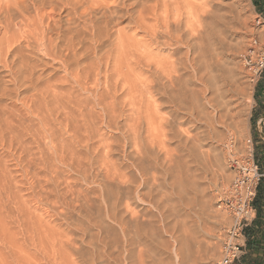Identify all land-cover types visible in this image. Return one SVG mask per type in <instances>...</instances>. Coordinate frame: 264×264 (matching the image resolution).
<instances>
[{
	"label": "bare ground",
	"instance_id": "bare-ground-1",
	"mask_svg": "<svg viewBox=\"0 0 264 264\" xmlns=\"http://www.w3.org/2000/svg\"><path fill=\"white\" fill-rule=\"evenodd\" d=\"M170 3L171 5H169ZM170 3L168 2V0H154L152 2H148V0H129V2L125 0H114V1L112 0V2H109L107 0H0V66L3 67V69L6 71L4 78L5 80L3 81V83L0 82V149L3 150L2 154L0 155V264H30L31 256H34L33 258L35 259L33 264H111L112 261H115L120 257L121 259H123L122 261H124L125 264H145L144 260L150 261V259H152V258L150 259L146 258V257H151L152 255L151 253L149 255V253L147 252L148 248L150 250L152 246L148 247L147 245H150L149 243L151 240L149 238L153 237V233L150 232L151 230L148 231L149 233L152 234V237L150 236L151 234L150 235L149 233L147 234L145 228L143 229V227L145 226L142 225L144 224L143 219L146 217V215H144L143 213V216L145 217L142 218V220L139 219L140 217H142L141 214L139 215V218L137 217L138 216L137 214H135V216L137 215L136 217L134 216L135 218L131 216L132 218L130 219V222L133 223L132 226L128 221L122 219L123 217L120 219L119 216L116 215V213H113L114 211L116 212V210L113 211L112 204L107 206L104 205L106 207V210L104 207L103 208L107 212L105 213L107 216L113 219V221L115 220L118 224H120L118 225L120 227L119 229V233L121 234L120 237L114 235V233L109 232L108 229L106 230L104 229V227L102 228V225H101L102 229L99 228L100 225L98 226V224H100V222L97 223L91 218L89 220L88 225L90 224L92 225L94 223L98 227L97 230L99 229L98 231L96 230L97 232L95 233H88L87 230L88 227H86V230L82 231L81 233L83 235L80 238H76L74 237L73 229L79 228V225L71 222H67L66 228H63L62 230H58L57 228L59 234L58 235L56 234L57 223H56V216L54 218L55 210H54V203L52 202L54 201V199L50 197L55 194L56 189L54 187L59 184L58 181H57L58 184L55 182H56V177L58 178L57 174L60 170V166L62 164L64 165L67 164L66 166L69 165L71 166V164L68 165L69 160L71 162L73 160H76V162L78 163V161L80 162V159H78V157L80 156L83 161V167L82 165H80L79 168H82L83 178L86 179L88 174H90L89 168L96 165L95 159L93 160V156L92 158H90V156L88 155L85 156V153L84 155L82 154L78 155L76 151H74L75 149L74 150L70 149L71 147H73L74 143L70 147L68 145V142L66 143L67 138L61 135L66 139L63 140V138L60 139L59 138L60 136H58L59 134H63L64 132L65 133L68 132L67 134H70L69 132L71 128L69 129L67 127L69 131L67 132L63 131L64 126L62 125V122L64 120L63 116H65V120H67V121L64 120V123H66L65 125L67 126H69L68 122L71 119L74 120L72 116L75 113L74 117H76V111L75 109L73 110V107L70 108L71 110L68 113L66 111V115L61 116L63 117V119L59 121H57V119L55 120L56 117L55 118L51 117V116H55V114L53 113L54 111L52 110H55L57 108L56 106L55 109H50V110L48 109L49 108L48 107L47 109L49 111L47 110L46 111L44 110L42 112L40 111L38 119L32 118L31 114L39 108L38 106H42L41 104H45L44 102H46L47 99L44 100L43 102L41 100L42 96L41 98L37 97L39 95L33 97L31 95H28V97L25 96L26 98L19 97L22 98L21 99L22 106L21 107L17 106V102L19 103L18 90H20L18 89V87L19 86L26 87L27 85H29L33 87V91L34 89L39 90L38 86H41V83L40 85H38V83L41 79L38 76H36V70H37V69L35 70L36 64L32 62V58L34 60H37L33 57L35 53L39 55L41 54L42 56L43 55L47 56L49 58H52L53 60L60 62L61 63L60 65H62V67L65 68L63 69L66 70L67 73L70 75L68 76V74L66 73L64 76H61L62 78L60 79V81L62 83L63 82L65 83V81L69 80V77H72L73 83L71 85H73V87H78L80 88V90L83 89L87 91L89 90L94 91V93L92 94L97 96L96 100L94 99L95 97L93 98L95 101H97L95 102L96 103L95 106L96 107L98 105L102 106L101 107L102 112L101 113L98 112L99 114H97L99 115L98 116L99 119L101 118V123L105 121V124H107L109 129H117L120 132L122 131L121 129H124V135H122L124 136V140H123L124 142L123 141H122L123 143L120 142L121 143L120 147L122 148L121 151L123 150L122 154L124 155L126 161L129 160L131 162L130 164L126 165L125 168L131 165L129 169H134L133 172L136 171L137 175L139 176V180L140 178H142V180H144V183L148 184L149 183L148 181H150V179L153 178L155 180L156 177L150 171V169L154 168L152 167L153 164L151 163V160L153 158L149 159L152 153V148L150 147H152L153 144H150V142L149 144L146 143L144 139L143 141L140 134L141 133L140 130L144 128L143 126L144 123L142 124L141 122L143 128L139 130L141 126V124L138 121L139 119L135 120L133 119L134 117L130 119L129 117L131 115L127 119H125L126 124L125 127L123 126V128H121L122 126L119 125L120 123L117 121L120 116L126 113L127 110L126 107L128 105L127 103L130 101L132 102L131 100L132 98L130 95L133 92L135 93L136 90L139 88H135L134 86H128L129 84L125 82L130 90L131 87H134V89H136L134 91V89L132 88L133 90L131 91L133 92H131V94L129 95L130 97L128 96L129 98L127 97L128 99H130V101L126 103L127 99L126 98L124 99L122 97V95L125 92V88L123 87L124 84L122 82L126 80L124 77L123 79L121 78L122 79L121 80L120 77L122 75L120 74L121 76L120 75L118 76V74H116L117 78L119 77V79L117 80L115 79L114 81L113 75L114 73L117 72L122 73L121 71L123 70H126L125 73L127 74V72L132 70L134 71L135 69H137L136 67L140 65H141L140 67H143L142 64H146L145 63L146 62L145 58H147L145 57L147 56L146 54L148 53L149 54L148 57H149L151 55L150 53L152 52L153 54V50L157 46H159V48L171 47L174 43H177L179 45L183 41L184 37L182 34H180V32L182 31L181 24L183 21L182 19L175 17L176 22L178 19H180V21L177 22L178 24L174 25V23H176L175 20L172 19V13L174 14V12L172 11L173 10L172 8H171L172 10H170L169 8L170 6H172L173 2ZM175 5H177V3ZM205 6H203L202 8H204ZM211 6L209 8L210 10H212ZM176 7L180 8L178 5ZM122 8L124 9L126 8V10L124 12H121L120 9ZM206 8L207 7H205V10L208 9ZM191 9H192L191 7L188 9L191 12V16L198 14L197 11L195 12V14L192 13L193 10ZM213 12L208 10V12L205 11L204 13H200L199 16H197L198 18L196 17V19H198L197 20L198 23L200 22L201 24L204 18L206 17L205 15L210 13L209 14L210 16ZM182 13L184 14V12ZM182 13H178V14H182ZM125 15H127L130 18V26L128 30L125 29L126 27L119 26L121 22L120 20L122 19L121 17H124ZM216 16L219 17V15H215V17ZM188 17L189 15L187 16V18ZM220 18L221 17H219V19ZM76 19L81 21L80 23L82 24L81 25L79 24V26L82 27V31H80V29L79 31H77L78 29L75 31V28L78 27L76 26L77 23L75 22ZM193 19H195V17ZM129 31L130 32L133 31V34L131 35ZM140 31H142L143 34L140 37H137ZM128 33L130 35H128ZM198 36L199 35H197V38ZM105 42L107 44H105ZM133 42L134 45H132ZM174 51H172V53ZM249 55L250 58L253 59L254 51L252 50L249 51V54L247 55V57H245L246 63L247 65H249L248 73L252 74L255 71L256 67L251 59L249 61L248 58ZM152 57L153 59L156 58L154 56ZM43 59L45 58L43 57ZM156 59L154 60L157 63L158 59L157 60ZM161 59L163 58H160V60ZM186 59L187 61H189L188 58ZM39 61L41 62L42 59ZM148 61L150 60H147V62ZM163 61L171 64L170 69L173 68L174 72L171 70H166L165 69L166 65L164 67V64L160 65V62L158 63L159 64L158 66L157 64L155 65L157 67L154 70L153 69L154 67L153 68L150 67L152 65V63L150 62L151 65L150 63L146 64V67L147 66L149 67L148 71L151 72L150 80H148L147 82L141 81V79H145L142 78V76H144L143 74L142 76L139 73H138L139 75L138 74L137 75L134 74V75H136V77L141 76L139 80L140 82L138 81L140 84L141 82L146 83L144 86V90L145 89L146 90L144 92L142 91L143 89L141 90L140 87L141 93L143 92L144 95L147 94V97L145 98L149 100V98H155L157 94H159L160 98L161 97L164 98L165 103H168V107L169 106L171 107L172 109L171 111H173L172 113H174L175 115L173 116L174 117L172 121L173 123L167 120L166 121L163 120V121H165L167 124H172L173 127L176 124V126H178V129H175L173 127L171 128L174 129V132L183 134V132L181 131V124L184 122L183 121L184 119H182L183 117H181L178 113L179 111L182 113L184 112V114L185 115L187 114L188 116H190V118L191 117L195 118L196 107L194 105L191 106L189 105V107H186L184 103H182V99L176 91L178 89L177 81L180 80V77L177 75V73L180 74L178 72L180 68L177 69V67L175 66L176 64L174 65L176 61L175 60L168 61V58L166 57H164ZM46 63L48 62L46 61ZM169 64L167 67L168 69H169ZM110 67L113 69H111ZM152 69L154 70V72ZM132 73L133 72H130L129 75H132ZM57 83L61 84L59 81ZM120 83L121 85L123 84V86H121ZM44 85L46 86V84ZM50 85H48V87ZM130 85H132V83ZM122 87H123V92H120L122 90ZM49 88H51V90L53 89V87L51 86ZM58 88L60 90V86ZM61 89L63 91V88ZM129 89L127 88L128 90L127 93H130ZM44 90L46 91V93L40 92L41 90L39 91V93H45L47 95H50L48 94L50 89L47 88ZM59 90L57 91L59 92ZM140 90L138 91L140 92ZM218 90H220L217 92L218 94H220V96H222L223 94L228 96V94L232 92V87H227L225 91H223L224 89L221 91V88H218ZM21 91L23 90L21 89ZM53 91L54 89L52 90V92ZM70 91H72V89ZM70 91L65 90V92L63 93H61L60 91L59 93L61 94H57L53 92L54 94L53 102L56 103L58 101V99L55 100L57 97H60L59 99H61V98H65L67 95H68V99H67L68 102V100H71L74 97V96L71 97V93L75 92V91L72 92ZM91 91H89L88 93L91 94ZM136 94L137 93L133 95V98L135 97ZM184 95L186 96V93H184ZM140 96H138V98H140ZM78 97L79 96L76 95L74 97L75 98L74 101L78 102L79 103L78 105H80V102L82 103V101L80 99L79 102ZM222 97L226 98V96H222ZM50 100L48 101L51 102ZM74 101L72 103H74ZM88 103L89 102L87 101L86 103H84V105L85 104H87V106L91 105ZM58 104L62 105L60 102ZM223 104H224L223 106L221 104L222 108L227 105V101L223 102ZM45 105H47V103ZM76 105L75 108H77ZM49 106H51L50 103ZM132 106L134 107L135 105ZM58 107L61 108L60 106ZM133 107H130L129 109L135 110V107L134 108ZM50 108H54V106ZM59 108L58 111L55 110L56 113L59 112L58 114H60L64 112V109L62 108H61L62 112H60ZM80 108H82V106ZM91 108H94V102H92ZM95 108L94 110H96ZM225 108H223V110ZM40 109L42 110V107ZM87 109H85V111ZM89 109L87 111L91 110ZM134 110L132 111L133 113ZM77 111L78 113H80V109H78ZM85 113L82 114L85 115ZM133 113L131 114L135 116V114ZM58 114H56V116ZM219 117H221V115H219ZM93 118H94L93 120H88L86 118H83L85 119L83 121L85 123L82 122L83 124L81 123V121L79 122L81 124L79 125L81 130L83 129V126L85 127L84 128L85 130L83 129L84 131L82 132L76 131L77 135L78 133L81 134V137L79 135L81 142H79V139L77 141L76 135L74 137H76L75 140L77 143L78 142L82 143V147L83 146L90 147V144L92 143L91 139L93 138L92 136L95 133L101 135L102 137L99 138L100 136L97 134L99 138L98 140L100 141V145L98 148H96L97 149L96 152L94 149H92L93 147L95 148L94 144H92L93 146L91 145L92 147L91 149L94 150V153L96 154L95 155L94 153H92L91 155L94 154L96 156L95 158L97 159H100L102 156L104 157L102 159L106 160L110 158V156H113L114 151H116L115 148L116 143H119V141L113 139V134L111 133L109 134L108 132H107L108 134H106L105 132L101 131L102 124L93 122L95 121V117ZM76 120L70 122L74 123L76 122ZM55 121H57L63 127H59V128L57 127V130H55L57 126L56 125L54 126L53 129V124H54L53 122ZM146 121H148V118H146ZM78 128H76V130ZM74 133L75 131L72 134L74 135ZM190 135L186 136L185 139L186 140L189 139ZM67 136H71V135H67ZM146 141L148 142V139ZM48 142L51 144L49 145ZM94 142L95 141H93V143ZM32 144H34V146ZM98 144L96 145L98 146ZM156 144H158L159 147L160 145L159 142ZM156 144H154V146H157ZM86 147H84V149ZM73 148L76 147L74 146ZM118 150L119 149H117V151ZM76 155H78V157ZM53 156H55L56 159L60 163H62L61 165L59 164L60 166L57 165L58 163L54 162ZM75 156L77 157L78 161L77 159H74ZM156 158H158V156ZM165 158L168 157L165 155ZM108 162H109V164H107L108 169L103 164L104 167L106 168V173L104 178H107L108 181H112V183L114 182L117 183L118 186H116V188L118 187L120 189L121 187L125 189V191L122 189L123 191L121 192H124L123 195L126 196L127 200L123 195L122 198L124 197V199L127 201L126 204L129 205L130 199L132 201L133 198L132 194L130 195V192L132 190V186H131L132 183L130 185V182L133 183L138 182L139 180L138 181L136 180V177L138 176L134 177L132 174L129 173L130 170H126L120 164H119L120 166H116V164L112 160L110 161L108 159ZM8 163H11L12 166L9 167ZM104 163H107V160ZM80 164H82V162H80ZM99 164H101V161L99 162ZM157 164H159V162ZM73 165L74 164H72V166ZM103 165H100V167ZM101 170H103V167L102 169H100V171ZM23 174H25V176L27 177L29 176L27 178L28 181L27 191L28 193L29 192L30 193L29 196L27 197H25L22 194V190H21L22 178L19 177L23 176ZM104 178H101V180ZM103 181L99 180V182L96 183V185H98L97 188L100 187L99 190L101 192L105 191V189H108V186H110L108 185V183L107 184L105 183L106 181L105 182ZM53 183L57 185H54ZM151 183H149L150 187L151 185H154L153 187H155V184L153 183L151 184ZM135 184L133 187L136 188ZM114 185L112 184V186ZM139 185H140V181L137 186ZM143 186L146 187L145 185ZM116 188L114 186L113 189ZM149 189L150 190L148 191L150 192L151 188ZM68 190H71V186ZM117 190H115L114 192L116 193ZM140 191H141L140 193H142L141 189ZM106 193L108 196L109 195L108 191ZM134 193H136V191ZM142 194L144 195L146 193H142ZM118 195L115 194L117 200L120 199L119 198L120 195L119 197ZM129 195L131 196V198ZM102 196L99 197L100 200L102 199ZM108 197L109 200H107L108 201L107 203H109L110 201V196ZM101 201L103 202V199ZM33 202H35L36 204L33 205ZM41 204H45L47 206L44 212L40 211L42 210V208L40 209ZM32 207L35 208L33 209L34 211L32 210ZM125 207L127 208L129 206L125 205ZM33 212H37V214H34ZM148 222L149 220L147 221V223ZM149 225L147 226L149 227ZM147 226H146V230L148 229ZM120 239L123 240V247H124L123 251H126V254H124V252L121 251V254H123V256L120 255V252L119 255H117L115 253L118 252H114L113 251L114 249L111 250L113 246L115 247L116 244L120 243L119 241ZM148 239L150 240L149 243H148ZM151 243L153 244V242ZM138 247L140 248L137 249ZM144 247H146L147 250H145ZM27 253L29 255H27ZM145 255L148 256L145 257Z\"/></svg>",
	"mask_w": 264,
	"mask_h": 264
},
{
	"label": "rangeland",
	"instance_id": "rangeland-1",
	"mask_svg": "<svg viewBox=\"0 0 264 264\" xmlns=\"http://www.w3.org/2000/svg\"><path fill=\"white\" fill-rule=\"evenodd\" d=\"M107 1L112 2V0H107ZM125 1L129 2V0H125ZM152 1L154 0H148V2H152ZM190 1L189 0H178V1L168 0L169 3L175 2L174 4L172 3V6L169 7L170 10L173 9L172 11L174 12V14L172 13V19L175 20L176 22L175 17L176 18L178 17L182 19L183 21L181 24L182 31L180 32V34H182L184 37L183 41L179 45L177 43H174L171 47H165V48L160 47L159 48V46H157L155 49L153 48L154 49L153 54L151 52L150 53L151 55L149 57H148L149 55L148 53L146 54L147 56H145L148 58V59L145 58L146 59L145 63L149 64L151 62L152 65L150 63L151 65L150 67L151 68L154 67L153 68L154 70L159 65L158 63L161 60L162 61L164 60V57L168 58V61L175 60L176 62L174 63V65L176 64L175 66L177 67V69L180 68L178 70L180 74L177 73V75L180 77V80H178L179 83L177 81L178 89L176 91L180 95L182 99V103H184L186 107H189V105L190 106L194 105L196 107V110H195L196 117L195 118L193 117L190 118V116H188L187 114L185 115L184 112L182 113L179 111L178 113L181 117H183L182 119H184L183 120L184 122L181 124V131L183 132V134L174 132L173 128L178 129V126H176V124L173 127L172 124H167L165 122L167 120L173 123L172 122L174 119L173 116L175 114L172 113L173 111H171L172 110L171 107L170 106L168 107V103H165V100L163 97L160 98L159 94H157L155 98H149V100L145 98L147 97V94L144 95L143 92L146 90V89L144 90V86L146 83L141 82L140 84L139 80L142 74L144 75L142 76V78H145V79H141V81L147 82L148 80L151 79L150 78L151 72L148 71L149 67L148 66L146 67V64H142L143 67H140L141 65L136 67L137 69L140 68L139 70L142 72L135 69L134 71L133 70L129 71L126 74L125 73L126 70H123L124 72L121 71L123 74L120 72L119 73L117 72V73H114L113 75L114 81L115 79L116 80L119 79V77L117 78L116 74H118V76L121 74L122 76L120 75L121 76L120 79L121 78L123 79L124 77L126 80L122 82L124 86L123 84L121 85L120 83V85L125 88V92L122 95V97L124 99L125 98L127 99L126 103L130 101V99H128L130 96L132 98L131 99L132 102L135 99V101L133 102L134 104L131 101L127 103L128 105L126 107L127 109L126 113L120 116L119 119L117 120L120 123L119 125L122 126L121 128H123V126L125 127V124H126L125 119H127L130 115H131L129 117L130 119L132 117H134L133 119L135 120L139 119L138 121L140 124L141 122L142 124L144 123L143 124L144 128L142 124L139 128V130L143 128L142 130H140L142 140L144 139L145 142L148 144L149 142L150 144H153V146L150 147L152 148V153L149 159L153 158L154 160L152 159L151 163L155 165L154 166L152 165V167L154 168L150 169V171L151 173L155 175L156 179L154 180L152 178L148 182L149 183L152 182L153 184H155V187H153L154 185H151L150 187L149 183L145 184L142 178H140L139 180V176L137 175L136 171L133 172L134 169H129L131 165L125 168V166L130 164L131 162L129 160H127L129 162L126 161V159L124 158V155L122 154L123 150L121 151L122 148L120 147V144L124 142L123 141L124 136H122L124 135V129H121L122 131L120 132L117 129H109L107 124H105V121L101 123V118L99 119L98 117L99 115L97 114L102 112V108H101L102 106L101 105H98L97 107L95 106L96 105L95 102H97L95 101L97 96L92 94L94 93V91L89 90L91 91V94L93 95L92 96L90 93H88L89 91L87 90H83V89L80 90V88L78 87H73V85H71L73 83L72 77H69V80L65 81V83L64 82L62 83L60 81V79L62 78L61 76H64L67 73V71L64 70L65 68L62 67V65H60L61 64L60 62L53 60L52 58H49L47 56H44V55L42 56L41 54L39 55L35 53L36 56L34 55L33 57L37 60H34L32 58V62L36 64V67H35V70L37 69L36 76H38L41 79L38 85H40L41 83L42 87L38 86L39 90L34 89V91H33V87L29 85H27L28 87L27 86L18 87V89H20L18 90L19 94L21 93L20 95L18 94V98L19 97L24 98L25 96L28 97V95H31L32 97L39 95L37 97L41 98L42 96L41 100L43 102L44 100L47 99L46 102L44 103L45 104L47 103L48 106L45 104H41L42 106H38L39 108L31 114L32 118L38 119L40 111L41 112L44 110L49 111L50 109H55L56 107L57 108L55 110L58 111V108H59L58 106H60L62 109H64V112H62L61 111L62 109L59 108L60 112H62L60 113L61 114L60 115L58 114L59 112L56 113L55 110H52L54 111L53 113L55 114V116H51V117H54V118L56 117L55 120L57 119V121L63 119L64 117V120H65V116L63 115H66V111L68 113L71 110L70 108L73 107V110L75 109L76 111V117H74L75 115L74 113V115L72 116L74 120L71 119L70 121L73 122L77 119L76 122L72 123L69 121L68 122L69 126H67L65 125L66 123H64V120H63L62 122V125L64 126L63 127L57 121H55L53 122L54 123L53 129H54V126L56 125L57 126L55 130H57V127L58 128L63 127L64 128L63 131L67 132L71 128L69 132L70 134H67L68 132L67 133L64 132L63 134L58 135L60 136L59 138L60 139L63 138V140L67 138V140L66 139L65 140H66V143L68 142V145L70 147L74 143L75 145L73 144V147L75 146L77 149L73 147L71 148L69 147V148L72 150L75 149L74 151H76L78 155L79 154L84 155L85 153V156L88 155L90 156V158H92L93 156V160L95 159L96 165L89 168L90 174H88L87 178L85 179L83 178L82 168H79L80 165H82L83 167V161L80 156L78 157V155H76L78 159H80V162H82V164H80L77 157L75 156V158L74 157L73 158L77 159L79 164L76 162V160H73L72 162L69 160L68 165L71 164V166L70 165L66 166L67 164L64 165L60 163L56 159V157L53 156L54 162L58 163L57 164L58 166L62 164L60 166V170L58 174L56 173L58 175V178L56 177L57 175L55 176L56 177L55 183H57L58 181L59 184L57 183L58 184L57 185L53 183L54 185H57V186L54 187L56 189L55 194L50 197L54 199V201L52 202L54 203V210H55L54 218L56 216V223H57L56 230L57 228L58 230H62L63 228H66L67 222H71L74 224H78L79 228H82V229H79V228L73 229L74 230L73 234H74V237L76 238H80L83 235L81 233L82 231L86 230V227H88L87 229L88 233H95L99 229L97 230L98 227L94 223L92 225L91 224L88 225L89 220L91 218L97 223L100 222V224H98V226L100 225L99 228H101V225H102V228L104 227V229L106 230L108 229L109 232L114 233V235H117L118 237H120L121 236V234L119 233L120 227L118 226L120 224H118L115 220L113 221V219H111L109 216L105 214L107 213L105 211L106 210L105 206L112 204L113 211L116 210V212L114 211L113 213H116V215H118L120 219L123 217L122 219H125L126 221H128L132 226H133V223L130 222V219L132 218L131 216L134 217L135 214H137L138 216L137 215L136 216L139 218V215L141 214L142 217H140L139 219L142 220V218L145 217L143 216V213H144L146 217L143 219L144 224L142 225H145L143 229L145 228V231L147 232V234L149 233L150 230H151L150 232L153 233V237H152V234L149 233V235L151 234L150 236L152 238H149L151 241L148 239V243L150 241L149 243L150 245H147L148 247L152 246L151 247L152 250L150 248L151 250L150 251L149 248L146 246L148 248L147 252L149 253V255L151 253L153 256L151 255V257H146L148 255H145L147 259L152 258L150 259V261L144 260L145 264H214V262L221 257V252H222L221 246H222L223 237L226 232V229L231 224V218L227 212H224L221 208L217 207L218 200H219V197L223 189L226 188L230 184V181L233 178L232 171L230 169L231 159H233L234 157L241 158L243 156H248L250 148L252 147V143L249 141L250 137L252 136V121L250 120L252 111L255 107H257L258 105L260 106L261 104H262L261 107L263 106L264 108V95H262L263 97H261V99L258 100L259 95H260L259 93H261L260 87L261 86L264 87V69L257 74L255 72L250 74L248 73L249 65H247L246 60H245V57H247V55L249 54V51L251 50L254 51V56H253V59H251L249 55L248 56L249 61L251 59L255 63V62H258L264 56V15L261 14L260 11L255 7L253 0H212V1L211 0L209 1L208 0H196V1L190 0ZM207 2H210L212 4L207 3ZM176 3L180 8L176 7L177 6L175 5ZM169 5H171V3ZM203 6L207 7L208 9L206 8L207 10H205V7L202 8ZM210 6L212 10L209 9ZM190 7L192 8L191 10L194 11V12L192 11V13L195 14V12L197 11L198 14L196 15L192 14L193 16H191V12L190 10H188ZM193 7H195L196 9ZM176 8L178 11L176 10ZM125 10L126 8L120 9L121 12H124ZM208 10L212 12L214 11V12L210 16L209 14L211 12L205 15L206 17L204 18V20H206L207 22L203 20L201 24L200 22L198 23L197 21L198 19H196V17L199 16L200 13H204L205 11L208 12ZM182 12H184V14ZM178 13H182V14H178ZM187 13L189 15L188 18H187L188 16ZM215 15H219V17L221 18L219 19V17L218 16L215 17ZM194 17L195 19H193ZM121 18H120L121 22L119 26L126 27L125 29L128 30L130 26V18L127 15ZM180 19H178L177 22H179ZM75 22L77 23V24L75 23L76 26H78L77 28H75V31L77 29H78L77 31H79V29L80 31H82V27L79 26V24L80 25L82 24L80 23L81 21L76 19ZM177 22L174 23V25L178 24ZM129 33L132 35L133 31L132 32L129 31ZM129 33L128 35H130ZM142 34L143 32L140 31L137 37H140ZM197 35H199L198 38H197ZM105 44L107 43L105 42ZM132 45H134V42L132 43ZM158 48L160 49V51ZM172 51L174 52L172 53ZM155 53L158 55H156ZM169 55L170 56L172 55L171 56L172 58ZM152 56L158 59L157 63L154 60L156 58L153 59ZM43 57L45 59H43ZM160 58H163V59L160 60ZM186 58H188L189 61H187ZM41 59L43 62L39 61ZM147 60H150V61L147 62ZM151 60H154V61H151ZM46 61L48 63H46ZM161 62H160V65L164 64V67L166 65L165 67L166 70L173 71V68L170 69L171 64L164 62V61H163L164 63L163 62L161 63ZM156 64L157 66H155ZM168 64H169V69L167 68ZM38 65L40 66V68ZM130 72H133L132 75H129ZM138 73L141 74L140 77L139 76L136 77ZM5 74H6V71L3 69V67L0 66V77H1L0 82L2 83L5 80L4 79ZM146 75H147V78H146ZM68 76L70 75L68 74ZM129 78L134 81H131ZM136 78H139V79H136ZM57 80L62 85L58 84ZM125 82L129 84L128 86H134L135 88H139L136 90L134 89V87H131V90L133 89L134 91L136 90L135 93H137L138 95L136 94L135 97L133 98V95L135 93L129 89V87L127 86ZM131 83L132 85H130ZM135 83L139 84L140 86L136 85ZM44 84H46V86ZM222 84H224L225 86ZM48 85L53 87L54 91L59 90L58 87L60 86L59 92L61 91V93L65 92V90L70 91L72 89V91H75V92L70 91L72 92L71 97L73 96L75 97L76 95L79 96L78 97L79 102L81 99L82 103L80 102V105H78L79 103L75 102L74 101L75 98L73 97L74 99L72 98L71 99L72 101L68 100V102L70 101L69 102L70 104H69L67 102L68 95L66 96L67 98L64 96L66 99L61 98L62 100L59 99L60 97L56 98L55 96L56 98L55 100L58 99L56 103L58 104L60 102L62 104V105L58 104L57 106V104L53 102V98H54L53 92L54 91L52 92L53 89L51 90V88H49L50 86L48 87ZM141 85L143 86V88ZM69 87H70V90H69ZM123 87L120 92H123ZM140 87H141V90L143 89L142 93H141ZM227 87H232V92L228 94V96L224 95L222 92L223 94L222 96H226V98L220 96V94L217 93L218 91H220L218 90V88H221V91L223 89H224L223 91H225ZM47 88L50 89L48 93L50 95L45 94L46 91L44 89H47ZM61 88H63V91ZM127 88L129 89L130 93H127L128 91ZM21 89L23 91H21ZM79 90H80V93L82 92L81 93L82 95L79 93ZM138 90H140V92ZM39 91L45 92V93H39ZM59 92L57 91L54 93L61 94ZM131 92H133L134 94L133 93L131 94ZM73 93H76V94H73ZM184 93H186V96L184 95ZM139 94L141 96L143 95L144 96L141 97ZM48 96H49V99H48ZM138 96H140V98H138ZM82 97H83V100L85 99L84 100L85 102L82 100ZM21 99L22 98L18 99L20 104L17 102V106H20V107L22 106ZM48 100H50L51 102H49ZM64 101L67 103H65ZM73 101L74 103H72ZM87 101L89 102L88 104H91V105L87 106V104H85L87 106L86 107L84 103H86ZM225 101H227V105H226L227 107L224 106L223 108L225 107L226 108L223 110L222 106L224 105L223 102ZM48 102L50 103L51 106H49ZM92 102H94V108L96 107L95 108L96 110H94V108H91ZM76 103L78 106L76 105ZM74 104L76 105L77 108H75ZM132 105H135L134 106L135 110L133 109L134 107ZM52 106H54V108H50ZM79 106L80 107L82 106V108H80ZM129 106L133 107L132 109L134 110V113L132 112L133 110L129 109L130 108ZM41 107H42V110L40 109ZM87 108L88 109L90 108L91 110L89 109L90 111H87L88 110ZM78 109H80V113H78L77 111ZM85 109L87 110L85 111ZM156 112H157V115H156ZM82 113H85V115H83ZM131 113L135 114V116L132 115ZM56 114H58L59 116L58 115L56 116ZM137 115H138V118H137ZM219 115H221V117H219ZM93 117H95V121L93 122L102 124L101 131L105 132L106 134L108 133L113 134V139H116L117 141H119V143H116V147H115L116 151H114L113 156H110L111 159L110 158L108 159L110 161L112 160L116 164V166L121 165L126 170H130L129 173L132 174L134 177L138 176L136 177V180L140 181L139 186H137L139 184V181L134 182V183L130 182V185L132 183L131 185L132 190L130 192V195L132 194L133 198H132V201L130 199L129 205L126 204L127 198L126 196L123 195L124 192H121L123 190L125 191V189L121 187L120 189L118 187L116 188V186H118L117 183L115 182L112 183V181H108L107 178H104L105 173H106V168L108 169L107 167V164H109L108 159H106L107 163H104L106 161L105 159H102L104 157L101 156L100 159L95 158L96 154L94 153V150L96 152L97 150L96 148L99 147L100 141L98 139L101 138L102 136L99 135L98 133H95L92 136L93 140L91 139L92 143L90 144V147H86V146L82 147V143H79L81 142V139H80L81 134L78 133L77 135L76 131L82 132L85 130L84 126H83L84 130L80 129L79 125L81 124L79 122L81 121L82 123L85 120L83 118H86L88 120H93L94 119ZM146 118H148V121H146ZM76 123L77 124L79 123V124L77 125ZM76 128L78 129L76 130ZM74 131L76 134L74 133L73 135L72 133ZM97 134L100 136L99 138ZM61 135L64 136L65 138L62 137ZM67 135H71V136H67ZM75 135L77 138L74 137ZM188 135H190V138L188 137L189 139H187L188 140L187 141L185 138ZM75 138L77 139V141L79 139L78 143L76 142ZM146 138L148 139V142L146 141L147 140ZM93 141L95 142L93 143ZM158 142L160 144L159 147H158V144H156ZM50 144L51 143H49V145ZM92 144H94L95 148L91 147ZM96 144H98V146ZM154 144H156L157 146H154ZM32 145L34 146V144ZM161 146L163 147V149ZM78 147L81 149H79ZM84 147H86L85 148L86 150L84 149ZM91 148L94 150H92ZM117 149L119 150L117 151ZM2 152L3 150L0 151V155L2 154ZM92 153H94L95 155L94 154L91 155ZM165 155L168 158H165ZM157 156L158 158H156ZM100 161H101V164H99ZM158 162L159 164H157ZM8 164H9V167L12 166L11 163H8ZM72 164H74L75 166L74 165L72 166ZM103 164L105 165L106 168L104 167ZM100 165H103V166L100 167ZM102 167H103V170L100 171ZM77 168H79L80 170ZM28 177L25 176V174L19 177V178H22L21 184L23 187L21 186V190H22V194L25 197L29 196V193H30V192L28 193L27 191V187H28L27 178ZM101 178H104V179L101 180ZM99 180L100 181L105 180L106 182L105 181L103 182H105L106 184L108 183V185H110L108 186V189H105V191L101 192L99 190L100 187L97 188L98 185H96V183H98ZM67 183L71 186L72 191L68 190L70 186ZM112 184L113 185L115 184L114 186L116 189H113L114 186H112ZM134 184L136 188L133 187ZM143 185H145L146 187H144ZM149 188H151L150 192L148 191L150 190ZM140 189L142 190V193H146L144 195L147 197H145L142 193H140L141 192ZM115 190H117L116 193L114 192ZM107 191L109 193L108 196H110L109 203H107L108 202L107 200H109V197L107 196V193H106ZM135 191L136 193H134ZM118 192H121L122 194ZM100 194L101 196L103 195L102 199L105 204L101 201L102 199L100 200L99 198L101 197ZM115 194L120 195V197L118 195V197L120 198L119 200L116 199L117 197L115 196ZM122 195L125 197L126 200L124 199V197L122 198ZM35 204L36 203L33 202V205ZM125 205L129 207L126 208ZM115 206L116 208L117 207L118 208L116 209ZM46 207L47 206L45 204H41L40 209L42 208V210L40 211L44 212ZM103 207L105 208V210ZM33 209L35 208L32 207V210ZM33 213L37 214V212H33ZM148 220L149 222L147 223ZM147 225H149V227ZM146 226L148 227L147 230H146ZM58 230L56 233L57 235L59 234ZM119 241L120 243L119 242L118 243L120 244V246L119 244H116L115 246L116 248L113 246L111 250L114 249L113 250L114 252H118L115 254L119 255V252H120V255L123 256V254H121V251L124 250L123 240L120 239ZM151 242H153V244ZM118 247H120L122 250ZM146 247H144L145 250H147ZM139 248L140 247H138L137 249ZM123 252L124 254H126V251H123ZM27 255L29 254L27 253ZM33 257L34 256H31L30 264H33V262L35 261ZM122 260L123 259H121L120 257L117 260L112 261L111 264H122V263L125 264V262ZM258 260L259 259L257 260L255 259L253 260V262L249 261V264H264V260L261 259L259 260V262Z\"/></svg>",
	"mask_w": 264,
	"mask_h": 264
},
{
	"label": "built area",
	"instance_id": "built-area-1",
	"mask_svg": "<svg viewBox=\"0 0 264 264\" xmlns=\"http://www.w3.org/2000/svg\"><path fill=\"white\" fill-rule=\"evenodd\" d=\"M254 65L256 74L262 71L264 69V56ZM249 141L252 143V138ZM230 169L233 178L221 192L217 207L228 213L231 224L223 237L221 257L214 264H233L241 256L244 228L255 217L256 211L253 207V201L263 178L259 165L253 156L252 147L248 156L231 159Z\"/></svg>",
	"mask_w": 264,
	"mask_h": 264
},
{
	"label": "crops",
	"instance_id": "crops-1",
	"mask_svg": "<svg viewBox=\"0 0 264 264\" xmlns=\"http://www.w3.org/2000/svg\"><path fill=\"white\" fill-rule=\"evenodd\" d=\"M253 2L260 13L264 15V0H253ZM260 89L261 93H259L258 100L264 95V87L261 86ZM261 105L253 109L250 120L252 121L253 156L259 165L263 178L253 201V207L256 211L255 222L254 219L251 220L244 228L242 254L233 264H249V261L253 262L255 259L264 260V108Z\"/></svg>",
	"mask_w": 264,
	"mask_h": 264
},
{
	"label": "trees",
	"instance_id": "trees-1",
	"mask_svg": "<svg viewBox=\"0 0 264 264\" xmlns=\"http://www.w3.org/2000/svg\"><path fill=\"white\" fill-rule=\"evenodd\" d=\"M261 193V192H260ZM254 222H255V219H254ZM249 230V229H248Z\"/></svg>",
	"mask_w": 264,
	"mask_h": 264
}]
</instances>
